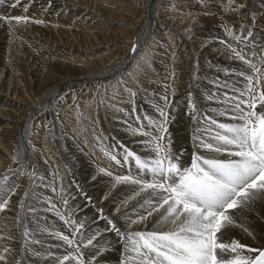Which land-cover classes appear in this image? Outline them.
<instances>
[{"label": "bare ground", "instance_id": "6f19581e", "mask_svg": "<svg viewBox=\"0 0 264 264\" xmlns=\"http://www.w3.org/2000/svg\"><path fill=\"white\" fill-rule=\"evenodd\" d=\"M191 1H189L188 3L189 5L188 4L186 5V8L187 6L188 8H190L189 6L192 5L197 10L201 9L205 12L199 10L197 11V14L195 13L194 15H191L192 18H189L190 16H186L185 18H189L188 20H190L189 22L187 21L186 23H190V24L192 22L196 23V19L194 18L199 17L200 21L204 24V27H203L204 29H202V31H200L201 29H199V32L197 31V33L194 35L193 38H194L196 45L198 47H202L204 53L208 55L209 57L205 61L200 59L202 70H201V73L199 72L197 76L200 81L198 80L199 82L195 84V90H194L195 99L194 100L197 104V108L199 112L202 115H204L203 112H205L206 114L219 120L220 122H231L227 116L221 117L217 113L213 112V109L218 108L221 111L224 110V105L221 103V101L223 100V92L227 91V89L218 88L216 86L217 81H219L220 83H223L225 80H227L229 84L235 82L237 87L243 86V78L237 77L235 75L226 76L224 73V69L240 70L243 67H245L242 65V62L232 58V52L227 46L230 43L227 42V39H226V37L229 35L225 31V28H231L233 29L236 35H240L241 33H239V30L237 28L240 26L241 23L239 24L240 21L239 22L237 21L238 24L236 26H233V24L235 25V22H233L232 20L230 22H227L226 16H229L228 11L231 9V8L229 9L227 5L224 6V8L222 9L223 11L221 10V8H217V6H208V5H217V3L225 4V2H220L221 0H219L218 2L216 0L215 1L208 0L207 4H200L201 6H198L197 5L198 3H193V1L192 2ZM13 2L14 0H0V7H3V12L0 13V16H7L6 15L7 11H13L12 12L13 14L17 12V14H15L14 16L26 15L30 17V21L39 19V20L44 21V23L36 24L33 22H29L27 24H16L15 22H13L11 25H9L3 21H0V103L5 104V98L3 97V94H2L3 89L4 91H9V93L11 92L12 95H14V97L21 98L22 100L30 99L31 101V98H30L31 95H36L39 92H41L43 89L49 86H54L55 84L63 83L65 82L66 79H70V77L72 76H76L77 79L84 78L89 81L90 80L93 81L97 79H102L103 76L109 77L114 71H121L120 68L127 67V65H125L123 62L121 63L117 61L112 64V61L109 60L110 53L107 54L106 50L102 54H99V53L95 54L96 56L100 57V60L97 61L96 63L90 60L89 61L84 60V57L81 54V50L80 51L77 50L79 49L78 47H80L81 44L87 47H93V46L96 47L99 44L101 45L102 43H106V40L108 38L114 39V38H120V35L126 36V33L123 31H122V34H120V32H117L119 30H116V33H113V31L112 33H108L110 31H106V30L107 29L112 30L113 26L111 27V25L109 24L107 25L104 22L107 25L105 28L106 30L104 31L103 25L102 27L96 25L95 23H94L95 25H92L89 21L90 16L88 17V19L86 18V14L91 13L92 7H94L95 5L97 6L100 5L101 10L103 12V17L111 21V19H113L112 9H114L112 8L111 0H106V1L105 0H45V1L44 0H21V3L17 5L15 8L11 7V4ZM240 2L244 5L245 8L244 7L243 8L247 9L248 18H253L252 16L256 17L257 15L258 19L263 22L262 28H258V29L263 30L264 32V0H256L255 3L253 4L249 3L248 0H240ZM101 4L102 5L108 4V6L105 8H102ZM238 4L240 3H237V7H238ZM25 8H27V11H25ZM150 9H151V12L152 10H154L152 9V7H150ZM236 10H239V9H236ZM192 11L190 10V12ZM240 11H243V9L241 8ZM247 15H245L244 17H246ZM248 18L246 17V20H248ZM246 20L244 22H246ZM150 21H151V18H150ZM150 21L148 20L145 21L146 26L148 25V23H150ZM232 22L233 24L231 25ZM244 22H242V25ZM225 24H228V25H225ZM230 26H233V28ZM245 29L247 28L244 27L243 30ZM243 30L241 29V32ZM147 34L149 33L147 32ZM142 35H143V31H142ZM141 38L142 40H144L142 36ZM229 39L231 40V37ZM221 41H225V43H221ZM232 41L235 42L234 39H232ZM255 42L257 45V50L264 47V37H256ZM135 44H138L139 46L140 44H142L141 40L140 42H136ZM164 45L166 47L169 46L166 43H164ZM242 46L244 47L243 44ZM242 46L240 47L242 48ZM104 48L105 46H101L100 48H98V50H104ZM164 52H166V55H167L164 57L165 58L164 60L162 56L163 54L158 55V56L156 54L155 57H152V65L151 66L145 65L146 68L145 70L143 69L142 73L144 74L146 81H148L150 86L153 87V90L151 91L149 90V93L146 94L147 98L145 100H144V95H142L141 97H138L137 95H135L134 97H131L129 96V93H127L124 89L121 88V93L117 97L118 99L116 97H113V98L108 97L109 99L107 100V103H109V106H111L110 108H113L114 106H116V104H118V110H117L118 115L114 116L116 117L115 118L116 122L114 123L113 126H114V130H116L120 134V139H124L127 142V143H124L120 141V145H122L123 147H126V145H133L140 152V155L145 156L146 154L150 152V149L146 148L143 144V141L146 140L147 137H141L138 134H133L132 129L140 127V122L136 121L135 117L140 116L142 122L145 125L147 124V120L144 119L145 117H152L158 120L159 114L156 111L155 105L162 106L163 105L162 96L167 94L169 96V100L171 104V107L168 109V111H170L171 113V117H170V121L168 125V132H169L170 141H171V151L174 153L183 152V154H185L186 157L184 159L180 157L181 163L184 164L185 166H190L191 156L193 153L192 137H193V134L197 132V125L195 121L187 114L188 109L185 107V104L183 103L181 93L176 92L178 90L177 85H178V82L180 81L179 80L180 74H178L179 73L178 70H174V67L176 65L175 64L176 61H173L174 60L173 53L175 52V48L168 47V49H166ZM87 58L88 57H86V59ZM258 59L259 57L255 58V61H258ZM174 71H178V73L175 74ZM210 73L215 74V76L208 79L207 74H210ZM154 92L156 93L153 94ZM208 95H214L215 98L213 100H209L207 98ZM83 101L84 100H82V102ZM28 103L29 102H27V104ZM83 105L87 107V103ZM17 106L21 107L22 104L17 102V104H15L14 107H17ZM85 106L82 107L83 108L82 112L85 114V118L88 115L89 116L88 119L90 121L92 120L91 121L92 123L90 122L91 123L90 125L92 126L91 129L100 130L102 135H99V136L102 139L101 141H99V143L102 145H99V146L98 145L91 146L90 144L85 145L82 139L77 138L78 140L82 141V143L84 144V147H85L84 149H86L85 150L86 154L84 156H85V161H87V162L84 161L81 164L79 170L82 173L81 177L83 176L82 178L86 179L89 182V185L87 187L85 186L86 184L84 185L80 183V185L81 186L84 185L86 191L88 192L90 191L93 194L98 195V198L104 199L105 205L110 211L114 212L116 208H119L120 211H123L122 212L123 214L119 216V218L117 219V223H118V226H120L122 230H124L129 227L125 220V215L131 217L132 219H136L137 214L143 213L145 211V208H142L141 205L145 203L146 199H150V197H148V194L146 192L142 193L140 196H135L134 186L115 185L114 187L113 186L114 178L112 179L111 177H107L104 175L103 172L100 171L101 168H104L107 171H111L113 173V176L129 174V171H131L133 175L136 174V169H133V167L130 170L127 166L121 167L119 165L113 164L111 160L107 158L105 153L96 152L97 150L101 151V149H105L106 153L116 154L114 153L113 148L110 146L112 144L107 143L106 142L107 140L105 141L104 139L105 135L103 136V132L105 133V131L97 127L99 123H97V125L93 123V122H96L97 120L93 121L95 120L94 115L92 111L88 110L90 109L91 106L88 105L90 106L88 109ZM84 107L87 109L86 113L84 112L85 110ZM133 107H138L136 113H134ZM113 110L111 111L110 109L111 112L108 110L109 111L108 114L112 113ZM6 111H7L6 109L0 108V113L6 112ZM19 111H20L19 116L25 115L24 112H22L21 110ZM6 113L10 114L8 112ZM113 115L115 114L113 113ZM24 117H25L24 122L28 123L30 118L28 116H24ZM68 124L73 125L69 122ZM28 128L29 127L27 128L25 127L26 130ZM73 129L74 128H72V130ZM75 130H78V128ZM4 131H5V128L0 122V150L9 151V149H7L8 147L5 142L6 133H4ZM39 140H40V143H42L41 138ZM7 144H8V141H7ZM46 148L44 147V149H42L45 155H46L45 152H47ZM184 148H187V149H184ZM95 149L97 150L95 151ZM76 150L78 151L77 147H76ZM199 154L208 155V153H206L203 149L199 150ZM47 156H50V155H47ZM78 157H81V156H78ZM122 157H123V152L121 149V158L119 157V155H118V158L122 159ZM4 161L5 160L2 159V157L0 156V170L3 168V165L5 163ZM52 165L55 166V164H52ZM47 169L48 168H46V170ZM61 169L62 168H60V170ZM55 170L57 169L55 168ZM42 172L43 171H41V173ZM61 174H62V177L65 176L63 174V171ZM55 175L57 176L58 174L55 173ZM19 176L21 177V175ZM8 177H10V175ZM40 178H42V176ZM63 178H61L60 182H62V180L65 179ZM47 179L48 178L46 177L45 180L47 183V189L46 188L43 189V187H38L37 184L32 185L33 187L32 191L37 190L41 194L44 193L45 196L48 197V201L45 199L46 197H43V198L37 197L39 198V201L36 203L33 201L32 202L30 201L29 202L30 205L40 210L41 213H38L39 215L38 214L34 215V214L29 213L28 221H27L29 229L36 234L35 238L41 240V243L32 244L30 242V238L23 237V240L21 241V245L15 244L14 243L16 242L15 238H11L10 231L7 228V224L9 228H13L11 226L13 225L14 222L12 223L11 221H7L6 219L7 216L5 217L6 215L5 213L7 209L5 207L2 211H0V256L4 257V260L0 261V264H10V262L12 261H11V256L9 255V253H11L12 251L16 252L19 246H23L22 249H24L25 251V253L24 252L23 253L26 255L25 256L23 254V256L25 258L26 257L32 258L38 262L37 264H55V261L50 260V258L48 257L47 253L49 250H47L46 248L55 246L59 249H62V255H63V252L66 250L64 246H61V242L59 240H56L49 235V232H53V231L65 232L68 229L66 225L64 224V221L60 219L59 214H65V219L71 218L72 220L85 222L86 230L93 229V228L103 230L106 227L105 222L99 221L98 213H96L93 210L95 209L94 205L91 204V207L89 209L84 210L85 203L83 202L86 200L83 201V197L80 195L75 196V199L72 200L70 203H68L72 206L73 213L70 211L71 213L67 214L64 211L65 207L63 206V202H64L63 198L62 199L60 198L62 193L60 196H58L60 192L58 195L55 194V192H52L51 186L48 184L49 180ZM60 182H56L57 184L55 186H59L58 183L61 185ZM6 185L7 186L4 188V191L0 192V202H2L8 196L6 193L8 192V188L11 187V184L7 183ZM76 185L78 184L76 183ZM72 186L73 185H71V187ZM90 188H92V190ZM61 189H63V186L62 188H60V190ZM15 193H18L17 189ZM102 193H104V196L101 195ZM13 195H16V194H13ZM27 197H29V195ZM89 197L90 195L88 196V198ZM103 197H107V199ZM12 199L10 200L12 201ZM40 200L43 201V203H41ZM26 202H27V199H26ZM46 203H49V204L55 203L59 205H55V208H53L52 210H49L51 207H45ZM27 205L29 206V204ZM145 207H147V205H145ZM160 211L162 212L163 209H160ZM43 213L46 215V216L44 215L45 219L42 216ZM158 218H159V214L154 213L153 216L147 217V219L143 223H137L136 225L131 226L132 230H140V231L153 230V227ZM93 221L95 223H93ZM245 222H246V226H248L249 229L254 233L256 239L253 240L252 238L247 236L243 231H241L239 228L231 229L229 233L230 237L235 238L236 240H239L240 243L242 244H246L252 247H264V204L257 203V205L255 206V211L252 213L246 214ZM45 229H47V231H45ZM105 235L108 237L109 240L112 241V244L114 245V247L111 251L106 252L104 256L101 257V259L104 261V264H120L121 258H119V255H118V250H119L118 246L122 250L123 249L122 242L117 243V238L111 232H108ZM26 240L28 241L27 246H25ZM43 242H46V243H43ZM121 253L124 254L123 251H121ZM132 255L133 254L131 253V250L129 249L128 264H133V261L131 259ZM11 264H14V262Z\"/></svg>", "mask_w": 264, "mask_h": 264}, {"label": "snow or ice", "instance_id": "6c2138e0", "mask_svg": "<svg viewBox=\"0 0 264 264\" xmlns=\"http://www.w3.org/2000/svg\"><path fill=\"white\" fill-rule=\"evenodd\" d=\"M20 3L21 0H14L11 7L15 8ZM229 5L234 6L235 0H229ZM0 21L9 25L13 22L44 23L39 19L30 21L26 15L0 16ZM225 31L244 45L240 49L231 44L227 46L232 58L242 62L245 67L240 70L224 69L226 76L243 78V86L237 87L235 82L229 84L227 80L216 82L218 88L227 91L223 92L221 101L224 110L217 108L213 112L221 117L227 116L231 122H220L202 115L189 93L187 114L195 121L197 132L192 137L190 166H185L180 159L183 152L171 151L169 96H162V106L155 105L158 120L145 117V125L141 117L136 116L140 127L132 129L133 134L147 137L143 144L150 152L142 156L124 147L122 159L117 154L105 155L116 165L127 166L130 170L135 167V175L131 171L129 174L115 175L113 186H134L135 196L146 192L150 199L141 205L145 211L137 214L136 219L125 215L129 227L124 230L118 226L116 219L104 214L103 208L97 210L98 219L106 224L103 230H86L85 222L65 219V214H59L71 232H49L66 248L61 256L48 251V257L55 264H104L101 257L114 247L105 235L108 232L114 234L117 243L122 242L124 257L120 264H128L129 249L133 254V264H264V247L242 244L229 235L231 229L239 228L255 240L254 233L246 226V214L254 212L257 203L264 204V47L257 50L251 29L243 30L240 35H236L231 28H225ZM137 48L138 44H134L132 53L137 54ZM257 57L258 61H255ZM141 58L148 62L146 56ZM125 87L129 96L136 95L132 88ZM207 98L213 100L215 97L208 95ZM201 149L208 155L199 154ZM100 171L113 176L111 171L104 168ZM7 180L5 176V183L0 184V192L7 186ZM8 191L14 193V186L9 187ZM27 196L28 193H25ZM87 199L91 202L90 198ZM7 203V199L0 202V211ZM67 203L64 200V204ZM21 207H24L23 203ZM53 208L54 204L49 210ZM29 211L35 214L38 209L29 207ZM114 211L120 213L119 208ZM154 213H158L159 218L153 230H132L131 226L143 223ZM23 235L30 238L32 244L41 243L27 226ZM27 243L26 240L25 246ZM3 260L4 257L0 256V261Z\"/></svg>", "mask_w": 264, "mask_h": 264}, {"label": "rangeland", "instance_id": "374dc122", "mask_svg": "<svg viewBox=\"0 0 264 264\" xmlns=\"http://www.w3.org/2000/svg\"><path fill=\"white\" fill-rule=\"evenodd\" d=\"M111 1H112V8H114V9H112L113 19H111V21L108 19H105L103 17V12L101 10L100 5H98V6L95 5L94 7H92L91 13L86 14V18L88 19V17L90 16L89 21L92 25L96 24V25L101 26V27L103 25L104 31L106 30L105 28L108 24L111 25V27L113 26L112 30H108V29L106 30V31H110L108 33H112V31H113V33H116V30H119L117 32H120V34H122V31H123L126 33V36L120 35V38H114V39L108 38L106 40V43H102L101 45L99 44L96 47H94V46L93 47H87V46H84L83 44H81V46L78 47L79 49H77V50H79V51L81 50V54L84 57V60H87V61L90 60V61L95 62V63L100 60V57L96 56L95 54H98V53L102 54L106 50L107 54L110 53L109 54V60L112 61V64L118 61L121 63L123 62L125 65H127V67L120 68L121 71H114L109 77L103 76L102 79H97V80H93V81L92 80L89 81V80L84 79V78L77 79L76 76H72V77H70V79H66L65 82H63V83H58V84H55L54 86H49V87L43 89L38 94L31 95L30 96L31 101H30V99L29 100H24V99L22 100L21 98L14 97V95H12L11 92L9 93V91H4V89H3L2 94H3V97L5 98V104L0 103V108L6 109L7 110L6 112H8L10 114H7L6 112H1L0 113V120H1L0 122L3 125V127L5 128V131H4V133H6V141L5 142H6V145L8 147L7 149H9V151L0 150V156L2 157V159L5 160L3 168L1 169L3 171L0 170V178L2 179V180L0 179V184L5 183L4 177L6 175H8V176L10 175V177L7 176L8 180H7L6 184L10 183L11 187L14 186V193L9 192V191L6 193L8 195V196L6 195L7 196L6 199H8V203H7L8 207L6 205L7 210L5 213L6 214L5 217L7 216L6 217L7 221H11L12 223L14 222L13 225L11 226L13 228H9L8 224H7V228L10 231L11 238H15V241H16V242H14L15 244L21 245V241L23 240V237H24V235H23L24 228H25V226H28V222H27L28 221V214L31 213L29 211V206H31L29 202L33 201L36 203L39 201V198H43V197H46L45 199L48 201V197L45 196L44 193L41 194L37 190L32 191L33 190V187H32L33 184H37L38 187H43V189L44 188L47 189V183L45 180L46 177L48 178L47 180H49L48 184L51 186L52 192H55V194H57V195L60 192V194L58 196H60L62 193L60 198L61 199L63 198V201H64V199L65 200L68 199L67 201H68V203H70L72 200L75 199V196L80 195L83 197V201L86 200L84 202L82 201L83 203H85L84 204V206H85L84 210L89 209L91 207V204H92V205H94V208H95L93 210L96 213H98L96 210L103 208L104 214L108 215L111 218L116 219V221L119 218V216H121L123 214L122 213L123 211H120L121 214L120 213L117 214L115 211L114 212L110 211L106 207L104 199H102V198L100 199V198H98V195H95L92 192H90V191L88 192L85 190V186L87 187L89 185V182L86 179H83L82 178L83 176L81 177L82 173L79 169H80L81 164L85 161L84 155L86 154V152H85L86 149H84L85 147H84V144L82 143V141H80L78 139H82L84 141L85 145L90 144L91 146L92 145L93 146L94 145L99 146V145H102L99 143V141H101V139H102L99 135H102V134H101L100 130H98V129H91L92 126L90 124L92 123L91 122L92 120L90 121L88 119V117H89L88 115L85 118V114L83 112H82V115L72 113L71 107L73 105H75V107L73 108V110H75L76 101L79 102L80 109H81V106L82 107L85 106L83 104H86V103H87V107L86 106L85 107L87 109L90 106H92V109L90 107V109H88V110L92 111V113L94 115L95 120H93V121L97 120L96 122H93V123H95L96 125H97V123H99L97 125V127H99L101 130L105 131V133L103 132V136L105 135L106 137L104 136V138L108 139L107 141L106 140L105 141L107 143H111V144L115 143L117 145H120V141H122L124 143H127V142L124 139H120V134L116 130H114V126H113L114 123L116 122L115 121L116 117H114V116L118 115L117 114L118 104H116V106H114L115 108L113 107L114 108V110H113V108H110L111 106H109V105H108V107H106V101L109 99L108 97H111V98L116 97L117 98L118 95L121 93V88L126 91L125 86L130 87L127 84L135 85L133 82V80L135 78H137L139 80L140 84H142V85L147 84V88L145 87L144 89H141L139 92H138V90H136L132 87H130V88H132L136 92V95L138 97H141L142 95H144V100H145L147 98L146 94L149 93V90L150 91L153 90V87L150 86L148 81H146L144 74L142 72H143V69L145 70L146 66L152 65V57H155L156 54H157V56L163 54L162 56H163V60H164L165 59L164 57L167 56L166 52H164V51L166 49H168V47H174L175 48V52L173 53V58H174L173 61H176L175 62L176 69L174 67V70H178L179 73H178V71H174V72H175V74H177V73L180 74V79H179L180 81L178 82V85H177L178 90L176 92L181 93V97H182L183 103L185 104L186 108H187L188 99L185 98V95L183 94V90H182L183 82L181 81V78H182V71L181 70H183L184 82L186 83L187 87L193 88V83L189 82L190 80L193 79V77H194V80H193L194 90H195V84L200 81L197 77L199 73L196 72L199 70V72L201 73V70H202L201 68L199 69V66H201L200 65L201 64L200 59L205 61L209 57H208V55H206L204 53L202 47H198L196 45L194 38H193L194 35L197 33V31L199 32V29H201L200 31H202V29H204L203 28L204 24L200 21L199 17L194 18V19H196V23H194V22H192L191 24L186 23L187 21L188 22L190 21V20H188L189 18H192L191 15H194L195 13L197 14V11L201 10V9L197 10L192 5L189 6L190 8H188V6L186 8V5L191 0H187V2H186V0H111ZM192 1H193V3H198L197 4L198 6H201L200 4H207L208 0H192ZM213 1H215V0H213ZM216 1L218 2L219 0H216ZM236 1H238V0H236ZM236 1H235L236 4L234 5L235 7L230 6L228 0L227 1L226 0L220 1V2H225V4L224 3H221V4L217 3V5H208V6H217V8H221V10H222L224 8V6L227 5L229 9L230 8L232 9V11H231V9L230 10L228 9L229 10L228 11L229 16H226L227 22H230L232 20L233 22H235V25L233 24V22L231 23V25L233 24V26H236L238 24V22L240 21L239 24L240 23L241 24L237 28L238 30H241V29L243 30V28L246 27L247 29H251L254 31L255 38L256 37H264L263 30L258 29V28H262L263 22L258 19L257 15H256V17L252 16L253 18H248L247 9H244L245 7L244 8L242 7L243 11H240V9H241L240 5L242 4L241 3L242 1L241 2H240V0L238 2H236ZM248 1H249V3L253 4V3H255L256 0H248ZM252 1H254V2H252ZM201 2H203V3H201ZM227 2H228V4H227ZM237 3H240V4H238V7H237ZM107 6H108V4H105V5L103 4L102 8H105ZM150 7H152V9H154V10H152V12H151ZM192 9L194 12L192 11ZM236 9H239V10H236ZM148 10L150 11V13ZM190 10L192 12H190ZM244 10H245V12H244ZM201 11H203V10H201ZM1 12H3V7H0V13ZM12 12L13 11H7L6 15L7 16H14L15 14H17V12H15L14 14ZM203 12H205V11H203ZM237 13H241L242 16L247 15L246 17L248 18V20H246V17L238 18V17L232 16V15H236ZM91 15H93V16H91ZM155 16H157L159 18H157ZM186 16H190V17L185 18ZM150 18H151V21H150ZM239 19H241V20H239ZM243 19H245L246 22H244L245 20H243ZM147 20L150 21V23H148L149 27H148V25L146 26L145 21H147ZM253 20H254V23H253ZM242 22H244L243 25H242ZM162 24H164L165 27ZM225 25H228V24H225ZM233 26H230V27L233 28ZM142 31H143L144 36L142 35ZM146 31L149 34H147ZM262 33H263V36H262ZM183 34H184V38L187 40H182L180 42V39L182 38ZM162 35H164V36H162ZM141 36L144 38V40H142ZM139 37H140V39H139ZM174 37H176V38H174ZM140 40H141L142 44H140L138 46L137 54L132 53L131 49H132L133 45L136 42H140ZM164 43H166L169 46L166 47L164 45ZM101 46H105L104 50H98V48H100ZM187 52L189 53L188 55H187ZM142 56H146L147 61H149V63H146L145 60L141 58ZM194 56H195V60L193 59ZM86 57H88V58L86 59ZM177 59H180L183 62V65H182L183 67L181 66V62H178ZM139 69H140V71H139ZM214 76H215V74H211V73L207 74L208 79H210ZM115 83L117 85H115ZM118 85L120 87H118ZM109 88H111L112 90H110ZM118 88L120 89V91ZM156 92H154L153 94H155ZM107 93H109V94H107ZM192 96H193V99H195L194 91H193ZM80 97H83V98L81 99ZM91 98H92V100H90ZM85 99L86 100L89 99L90 101L89 100L86 101ZM82 100H84V101L82 102ZM26 101L29 103L27 104ZM85 101H86V103H85ZM17 102L21 103L22 106L21 107H18V106L14 107V105L17 104ZM88 105H90V106H88ZM85 107H84V109H85L84 112L86 113L87 109ZM98 107H99V109H98ZM110 109H111V111L113 110V112L108 114ZM19 110L24 112L25 115L19 116V112H20ZM11 111L17 116H15ZM82 111H83V108H82ZM105 111H106L107 117L105 115ZM99 112L101 113L102 117H104L105 121L109 122L108 125L103 123L102 118L99 115ZM113 113L115 115H113ZM24 116H28L30 118L28 123L24 122L25 121ZM81 118L86 119L87 124L89 125V131L92 134L91 137L87 133V131L85 130L84 125L82 127V124L77 122V121H81ZM58 119H60V120H58ZM113 120H114V122H113ZM68 122L73 124V125L68 124ZM111 122H113V123H111ZM72 126H74V127H72ZM25 127L26 128L29 127L28 128L29 130L28 129L26 130ZM68 127H70L71 130H72V128H74V129L71 131L70 128H68ZM75 127H77L78 130H75V129H77ZM48 133H49L50 137H49ZM33 136H35V137H33ZM38 137L41 138L42 143H40V140H39L40 138H38ZM109 137H111V138H109ZM7 141H8L9 145L7 144ZM59 142L65 143L66 146H63V148L65 150L68 149V151H70L69 153H70L72 158L71 157H68V158L71 160L70 163H72L73 166L75 167V172L77 174V175H75V178H73V179L68 174V172H67L68 168L64 164V163H67V161L65 160L66 156L62 155L59 157L55 151L56 150L55 146L60 147ZM62 143L60 145H63ZM97 143H99V144H97ZM23 144H24V146H23ZM54 144H55V146H54ZM104 144H106V143H104ZM75 146L78 148V151L76 150ZM44 147L45 148L47 147L46 148L47 152H45L46 155L44 154V151L42 150V149H44ZM126 147L127 148L130 147L129 148L130 150H133V151L135 150L138 154H140V152L135 148V146L126 145ZM36 148H37V150H36ZM48 148H49V150H48ZM184 149H187V148H184ZM96 150L97 149H95V151ZM113 150H114V153L119 155V157L121 158V151L117 150V149H113ZM15 151L22 158V161L20 163L17 162V163H19L18 165H17L15 157H14ZM59 151L62 152L61 149H59ZM96 152L106 153L105 149H101V151L97 150ZM47 155H50V156H47ZM77 155L81 156V157H78ZM106 156H107V158H109L108 155H106ZM181 157L184 159L186 157V155L183 154ZM80 161H82V162H80ZM25 162L26 163L27 162H33L34 172L39 170V168H38L39 163H40V167L42 166L38 175L35 177H32L29 182L27 181L28 180V173H27L28 169L25 168ZM52 162H54V163H52ZM85 162H87V161H85ZM111 162L113 164H115L114 161H111ZM52 164H55V166H53ZM46 168H48L49 171H48V169L46 170ZM55 168L57 170H55ZM60 168L63 169V170L62 169L61 170L63 171V174L65 175L63 177L66 179V181L62 177V174H61L62 171L60 170ZM41 171H43V172L41 173ZM55 173H57L58 175L56 176ZM40 174H41L42 178H40L41 177ZM19 175H21V177ZM53 175H54V177H53ZM78 175H79V177H78ZM104 175L107 176L105 173H104ZM48 176H50L51 178ZM58 176H59V178H58ZM107 177H109V176H107ZM114 177L115 176H112L111 178L113 179ZM61 178L64 179V180H62V182H60ZM42 179H43V181H42ZM57 179H58V181H57ZM67 181H68V183H67ZM56 182H60L61 185L58 183L59 186H55L57 184ZM63 183H64V185H63ZM76 183L78 185H76ZM80 183L84 184V185L86 184V185L81 186ZM66 185H68V186H66ZM71 185H73L72 186L73 189H72ZM62 186H63V189H61L62 190L61 191L60 188H62ZM16 189H17L18 193H15ZM81 189H83V190H81ZM90 189L92 190V188H90ZM66 190H68V191H66ZM25 193H28L29 197H25ZM70 193H71V195H70ZM13 194H16V195H13ZM89 195H90L89 198L92 199L91 202H89V200L87 201V198ZM101 195L104 196V193H102ZM105 196H106V194H105ZM30 197L33 199H31ZM37 197H39V198H37ZM71 197H72V199H71ZM20 198L23 199L22 200L23 205L25 204L24 207L20 208V211H21L20 215L23 219L22 225L20 224L21 219L20 218L18 219V222H19L18 226L21 227V229H23L22 233H20L18 231V229L16 227V220L14 218L15 217L14 214L17 213L18 209H19V203H18L19 201L18 200ZM10 199H12V201ZM26 199H27L28 203L26 202ZM11 203H13L14 205ZM22 203H21V205H22ZM41 203H43V201H41ZM68 203L64 204V202H63V206L65 207L64 211L67 214H69L71 212L73 213V211H72L73 208ZM27 204H29V206ZM53 204L59 205V204H55V203H52V204L46 203L45 207H51V205H53ZM9 205H10V207H9ZM14 209H16V210H14ZM38 213H41V211L38 210L34 215H36ZM10 215H12L13 217ZM40 215H42V214H40ZM44 215L45 214L43 213L42 216L45 219L46 215L45 216ZM115 216H116V218H115ZM10 218H11V220H10ZM99 221L101 222L103 220L99 219ZM103 222H105V221H103ZM66 227L68 229H71L69 226H66ZM28 228H29V226H28ZM64 233L68 234L69 231L66 230ZM43 243H46V242H43ZM9 244H11V243H9ZM22 248H23V246H21V249ZM118 248H119V250H118L119 258L123 259L124 254H122L121 251L124 252V249L121 250L119 246H118ZM46 249L51 251V252L53 250V253L56 256L62 255V249H59L55 246L54 247L51 246L50 248L48 247ZM65 251L63 252V254H65ZM23 252L25 253L24 249H22V253ZM55 252H57V253H55ZM12 253H13V255H12ZM17 253L18 254L21 253V251L18 250V248H17L16 252L12 251L11 253H9V255L11 256V261H12V262H10V264L13 262H14V264H25L26 262L31 261V260L33 262L32 264L38 263L34 259L27 258V257L26 258L24 257L25 260L17 263V262H15L16 257H17Z\"/></svg>", "mask_w": 264, "mask_h": 264}]
</instances>
